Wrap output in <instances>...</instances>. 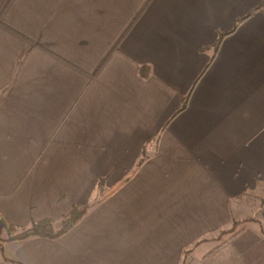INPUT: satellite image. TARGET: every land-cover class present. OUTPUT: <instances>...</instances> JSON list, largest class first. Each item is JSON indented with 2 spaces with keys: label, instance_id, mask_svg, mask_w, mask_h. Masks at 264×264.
Here are the masks:
<instances>
[{
  "label": "crops",
  "instance_id": "0c3cea01",
  "mask_svg": "<svg viewBox=\"0 0 264 264\" xmlns=\"http://www.w3.org/2000/svg\"><path fill=\"white\" fill-rule=\"evenodd\" d=\"M89 203L0 264H240L246 228L217 242L264 230V0H0V215Z\"/></svg>",
  "mask_w": 264,
  "mask_h": 264
},
{
  "label": "trees",
  "instance_id": "16d2710c",
  "mask_svg": "<svg viewBox=\"0 0 264 264\" xmlns=\"http://www.w3.org/2000/svg\"><path fill=\"white\" fill-rule=\"evenodd\" d=\"M26 53L23 55L25 56ZM25 58V57H24ZM20 60V64L22 63L23 59ZM187 105V98L183 99V102L177 111V114L181 113L185 110ZM174 115V116H175ZM96 203V201H95ZM93 203H89L87 205L81 206V205H73L70 207V209L61 216L60 220L58 221V225H56L55 220L51 219H44L41 221H33L30 223V225L26 229H20L16 226L8 224L5 219L0 215V247L2 242H17V241H25L27 239L37 237V238H43L48 240H57L60 237L67 234L69 231H71L73 228H75L80 221L84 218V216L87 214L88 210L93 206ZM243 223L246 222V220L242 221ZM242 222H234L232 226L229 228V230L221 232V234H226L229 232H233L236 225L242 223ZM257 225L259 226L262 234H264V230L260 223L255 220ZM242 231V229H240ZM239 231V233H240ZM6 234V238L2 239L1 235L2 233ZM237 234L232 235L230 237V240L235 238ZM226 243V242H225ZM225 243H222L219 247L224 245ZM9 261L6 259L5 263H8Z\"/></svg>",
  "mask_w": 264,
  "mask_h": 264
},
{
  "label": "rangeland",
  "instance_id": "374dc122",
  "mask_svg": "<svg viewBox=\"0 0 264 264\" xmlns=\"http://www.w3.org/2000/svg\"><path fill=\"white\" fill-rule=\"evenodd\" d=\"M247 221L248 220H246V222ZM58 224L59 223L57 221L56 225H58ZM16 227L20 228V229H26V227H21V226H16ZM245 228L247 229L246 234L241 236L237 240L233 239V241L235 240L236 242L231 244L232 249L229 250L230 252L227 255H228V257H233L235 255L233 251H235V253L239 254L238 262L240 264H252L254 261V259H253L254 254H262L264 252L263 243L261 242L262 243V245H261V243L258 242L259 233L261 234L262 232H260L261 230H259L260 228H258V226L254 220L250 221L248 223L242 222V223L236 225L233 232H229V233H226L224 236H221L220 239L223 238V240L220 241V239H219V241L217 243L222 244V242H224V241L227 243V241L230 240V237L232 235H235L237 233L240 234L241 232L244 231ZM240 229H242V231H240ZM239 231H240V233H239ZM1 238L2 239L6 238V234L4 232L2 233ZM3 246H4V242L1 243L0 251L3 250ZM205 248L206 247H204L203 250H205ZM5 250H7V248ZM198 252H199V254L202 253L201 251H198ZM207 264H217L216 258L215 257L210 258L208 260Z\"/></svg>",
  "mask_w": 264,
  "mask_h": 264
}]
</instances>
